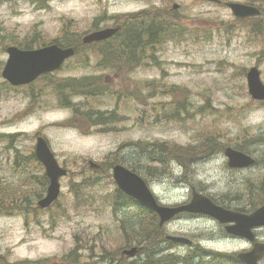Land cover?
<instances>
[{
	"label": "rangeland",
	"instance_id": "obj_1",
	"mask_svg": "<svg viewBox=\"0 0 264 264\" xmlns=\"http://www.w3.org/2000/svg\"><path fill=\"white\" fill-rule=\"evenodd\" d=\"M224 1L254 4L264 15V0ZM175 4L179 5L177 14L183 22V33L176 32L181 34L176 40L159 47V66H144L131 73L130 77L132 82L149 79L159 81L157 91H151L158 94L152 102L159 98L165 101L171 99L165 95V85L169 87L176 83L189 88L188 108L191 114L187 112L184 115V122L165 118L159 109H155L154 113L149 111L148 116L141 118L134 113L135 101L129 106L113 100L106 101L105 108L118 109L121 106L128 113L120 124V130L82 134L76 128L64 126L71 111L59 105L57 92L46 83L36 82L31 87L25 85L14 88L2 77L9 57L7 48L16 45L17 41L29 39L35 32L41 38L53 39L61 34L64 23L72 20L76 37L82 35L83 42L87 33L116 25L113 16L119 15L121 19L128 13L152 7L172 8ZM102 15L104 21H99L100 27L94 29V22ZM261 40H264V18L239 20L228 7L210 0H0V134L17 135L13 144H10L9 137L0 140V179L3 185L24 188L34 205L39 200L37 192H41L42 197L47 193L49 182L40 183L43 166L30 163L29 160L31 151H35L38 135L48 140L61 166L72 172L82 166L90 171V160L104 165L106 156L112 152L120 150V153L127 155L132 148H120L126 141H168L187 145L194 140L195 135L200 134L198 129H203L207 123H214L209 125L211 128L220 127L221 141L226 146L250 139L243 136L244 127L253 136L264 135V103L251 98L247 84V71L256 65L261 70L264 82V44ZM87 51L89 54L84 58L70 57L51 75L59 78L103 73L99 70L97 56L91 54V49ZM111 73L106 71L104 77L114 89L119 88L120 81L123 85L131 81L117 78L120 76ZM141 86L148 92L146 83ZM148 98L151 102L152 95ZM207 105L213 109L203 108ZM245 105L250 108H240ZM152 107L149 106L150 109ZM249 146L252 152L247 153L260 159V163L246 169L230 168L228 158L222 152L194 163L189 181L179 177L184 167L176 163L171 168L174 175L162 178L142 176L158 200L168 205L189 200L193 188L210 198H219L222 194L233 195L239 190L248 193L249 187L254 188L249 181L255 183L258 178L264 177L261 157L264 144L249 141ZM23 154L25 162L21 163ZM70 158L79 160L73 164ZM122 164L131 167L126 162ZM31 174L34 175L30 178L33 185H22L21 178L26 179ZM103 175L101 184L96 186L87 205L78 207L70 191L74 178L67 176L61 179V196L57 204L39 213L32 210L29 226L24 214L0 215V255L4 260L30 264L29 261L54 258L61 262V257L75 246L77 233H83L84 239L96 244L95 253L99 252L103 242H107L108 248L123 247L121 251L128 249L125 241L128 237L130 241L132 236L123 233L119 227L122 225L121 218L128 212L113 209L108 199L109 191L114 190L116 185L109 173ZM214 201L225 206L219 200ZM137 226L126 224V228ZM166 230L167 234L192 235L197 241L196 245L207 249L236 252L247 247L242 240L225 238L221 224L207 216L182 218L171 222ZM262 235L260 238L264 239V232ZM187 250V247L177 245L170 252L186 254ZM126 257L119 258L122 262H128L129 258ZM95 258L83 257L81 264L91 263ZM113 263L111 261L108 264ZM61 264L69 263L63 261Z\"/></svg>",
	"mask_w": 264,
	"mask_h": 264
},
{
	"label": "trees",
	"instance_id": "obj_2",
	"mask_svg": "<svg viewBox=\"0 0 264 264\" xmlns=\"http://www.w3.org/2000/svg\"><path fill=\"white\" fill-rule=\"evenodd\" d=\"M178 10L169 8V6L157 9L155 7L147 8L139 12L128 13L120 18L113 16V19L120 26L117 33L111 38L96 42L92 44H84L82 42V35L76 37V32L73 30L72 20L64 23L62 32L59 36L53 39L41 38L35 32L29 39L25 41H17L16 45L31 49L41 47L49 43H57L62 47L72 46L76 52L73 57L81 56L84 58L89 54L87 50L91 49V54L96 55L98 59L99 70L104 71L100 74H86L78 77H53L51 73L40 76L35 82L28 84L31 87L36 82L46 83L58 94L59 105L71 111V116L67 119L64 126H69L78 129L82 134H90L93 132L108 133L117 132L120 130V124L124 121L126 113L121 106L118 109L105 108L104 104L118 100L131 105L132 101L136 102L134 113L141 118L148 116L149 111L154 113L159 109L163 112L164 117L178 122H184L186 119L184 115L191 110L188 108L190 101V89L186 86H181L176 83L170 84L166 87V96H170V100H163L161 98L152 102L151 100L158 96L151 91H157L158 82L155 79H149L144 82H132L131 73L137 69L147 65L159 66L161 61L158 58L159 47L170 41L176 40L180 33H183V22L177 14ZM104 18H106L104 16ZM261 17H253V19ZM250 20L252 18H249ZM241 20V19H239ZM99 21H104L103 15L94 22L93 28L100 27ZM180 32V33H176ZM258 35L259 32L254 31ZM86 33V32H85ZM264 44V40H261ZM89 57H87L88 59ZM106 71L113 72L111 75L120 76L125 80H131L126 85L121 84L118 89L107 84V79L104 77ZM9 83V82H8ZM146 83L145 92L141 84ZM15 88V86H14ZM152 95L149 102V96ZM256 101V100H254ZM149 106H153L152 109ZM203 108H211V105ZM242 109L250 108L249 105L240 107ZM184 112V113H183ZM242 113V111H239ZM214 123H207L203 129L199 128L200 134L195 135L194 140L187 145H181L168 141H148L135 140L126 141L120 148H132L127 153H120L119 151L109 153L104 165L100 170H87L82 166L76 172L69 170V175L73 179L71 185V194L73 195L78 207L89 204L90 197L94 194L96 186L101 184L103 174L109 173L112 182L111 168L116 163L126 162L131 170L149 177L162 178L164 176H171L174 173L171 171L174 163L183 166L184 172L181 176L183 181H189V176L192 175V165L197 161H203L214 154L224 152L227 147L221 141L222 130L220 127L211 128L209 125ZM217 124V123H216ZM243 136L250 139L244 142H236L233 146L244 152L250 151L249 141L264 144V135H254L245 127L242 129ZM17 135L0 134V140H5L9 137L10 144ZM12 147V145H8ZM7 147V146H5ZM113 155V156H112ZM21 163L25 162V155H21ZM111 156L113 158H111ZM264 162V154L261 156ZM16 158H19L16 156ZM30 163L42 165L36 156L35 151L32 150L29 156ZM78 158H70V163H77ZM82 160H84L82 158ZM20 163V161H19ZM260 163V159H256L254 166ZM44 170V167H42ZM236 170V169H235ZM239 170V169H237ZM34 175L27 176L26 179L21 178L22 185H33L30 183V178ZM36 177V176H35ZM40 183L49 182L48 177L43 171V177ZM39 181V180H38ZM251 187L248 188V193L244 190H239L236 194H222L219 198H211L219 200L227 208H235L245 212L255 210L258 206L264 204V177L257 179L255 183L249 181ZM115 184V183H114ZM116 185V184H115ZM243 192V193H241ZM28 191L21 187H11L3 185V180L0 179V215L11 216L15 214H24L26 217L27 226L30 224V212L36 210L41 212L37 204L27 197ZM39 200L42 198L41 192H37ZM112 207L115 211L125 210L124 217L121 218L120 230L123 233L132 236L129 237L125 243L127 248L138 246L141 251L135 258H129V261H121L119 257H124L120 249H112L106 246L107 242H103L98 253H95L96 244H90L83 233L76 234L75 246L65 255L61 257V262L54 258H47L36 261H29L30 264H47V263H63L76 264L83 261V257L95 258L93 262L86 264H108L114 261L113 264H242L234 252H220L210 250L195 245L189 248L190 252L181 254L179 252H170L172 248L168 246L171 241L166 240L165 236H158L155 239L153 236L156 230L162 233V227L159 226L158 215L141 206L134 198L126 195L116 185L114 190L109 191ZM249 201L246 202V199ZM38 201V200H37ZM53 204V206H55ZM52 206V207H53ZM132 208V210H130ZM37 221L36 218H33ZM37 223V222H36ZM126 224L131 226L138 225L134 228H126ZM162 235V234H161ZM166 243V244H165ZM204 257V259H203ZM127 258V257H126ZM26 262H10L4 260L3 256L0 258V264H25Z\"/></svg>",
	"mask_w": 264,
	"mask_h": 264
},
{
	"label": "water",
	"instance_id": "obj_3",
	"mask_svg": "<svg viewBox=\"0 0 264 264\" xmlns=\"http://www.w3.org/2000/svg\"><path fill=\"white\" fill-rule=\"evenodd\" d=\"M222 2V0H210ZM234 16L246 18L258 16L261 10L254 5L226 1ZM179 5L175 4L174 8ZM119 30V26H108L87 33L83 37L86 44L99 42L112 37ZM9 57L2 71V77L14 86L26 85L34 82L41 75L52 73L62 67L67 59L75 54L74 47H62L56 43L48 44L34 49H21L16 45L7 48ZM248 90L255 100H264V82L259 67L252 66L247 72ZM36 156L46 168L49 178L47 193L38 201V206L46 208L51 206L61 193L60 179L68 174L67 168L60 165L48 140L38 135L36 137ZM228 165L231 168H244L255 163V158L232 146L225 148ZM91 168H99L100 164L90 160ZM113 177L117 186L128 196L134 198L141 206L156 212L160 224L173 219L181 212L198 213L211 216L226 225V230L233 235L255 240L254 229L264 226V204L250 213L226 208L217 204L209 196L193 190L191 200L177 206L164 205L152 191L147 181L137 172L127 168L121 163L112 168ZM169 240L179 244H191L192 240L183 235H168ZM139 252L138 247L125 249L124 254L132 257ZM264 255V242H256L249 251L238 253V257L246 264H260ZM1 257V256H0Z\"/></svg>",
	"mask_w": 264,
	"mask_h": 264
},
{
	"label": "flooded vegetation",
	"instance_id": "obj_4",
	"mask_svg": "<svg viewBox=\"0 0 264 264\" xmlns=\"http://www.w3.org/2000/svg\"><path fill=\"white\" fill-rule=\"evenodd\" d=\"M264 15L262 14V16L261 17H263ZM181 203V202H180ZM180 203H175V204H173V205H171V206H177V205H179ZM182 203H187V201H185V202H182ZM201 216H205V215H202V214H192V213H181V214H179V215H177L173 220H172V222H175V221H179V220H181L182 218H189V217H192V218H199V217H201ZM218 222V221H217ZM170 223H168V224H165V225H160L159 224V226L160 227H162V235L159 233V231L157 232L156 230L154 231V233H153V236H155V239H157L158 238V236H167L168 234H166L165 233V229L163 228V227H165L166 228V226L167 225H169ZM221 224V227L223 228V235H224V237L225 238H235V239H239V240H242V241H244V242H246V244H247V247L245 246V247H243L242 248V250L241 251H249V250H251L252 248H253V246H254V244L256 243V242H263L264 241V239H261L260 238V236H263L262 235V233L264 232V227H260V228H257V229H255L254 230V232H255V236H256V238H255V240H253L252 242L251 241H248L247 239H245V238H238V237H235L234 235H232V234H230V233H228L227 232V230H226V225H224V224H222V223H220ZM188 236H190V238H191V240H192V242H191V244L189 245V246H183V247H187V248H193L195 245H196V243H197V241L192 237V235H188ZM177 245H179V244H177ZM169 248H171V247H175L174 245H169L168 246ZM187 252H190V249H188L187 250ZM242 264H244V263H242ZM260 264H264V255L261 257V259H260Z\"/></svg>",
	"mask_w": 264,
	"mask_h": 264
}]
</instances>
